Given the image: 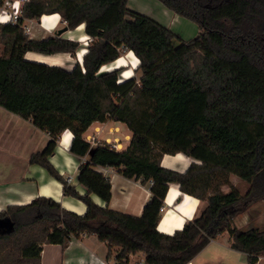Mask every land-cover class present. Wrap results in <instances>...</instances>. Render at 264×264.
<instances>
[{"label":"trees","instance_id":"trees-1","mask_svg":"<svg viewBox=\"0 0 264 264\" xmlns=\"http://www.w3.org/2000/svg\"><path fill=\"white\" fill-rule=\"evenodd\" d=\"M5 0H0V6ZM176 15L196 22L199 34L184 40L154 18L133 11L129 0H29L18 24L0 23V106L49 133L46 148L31 163L63 183L64 194L87 205L79 215L52 198L10 206L0 221V264H42L44 244L66 247L74 237L94 234L118 264L143 253L144 264H189L224 232L231 248L256 264L264 256V227L239 228L235 219L264 202V0H158ZM60 14L65 27L85 24L91 41L83 63L72 69L25 58L67 53L76 58L80 43L54 35L31 39L22 24ZM132 51L139 59L132 77L122 69L102 72ZM124 123L132 132L122 151L93 146L85 133L95 122ZM73 134L71 152L83 163L79 182L85 195L50 162L60 136ZM183 153L192 163L180 173L162 166L166 154ZM96 166L112 167L128 179L152 182L150 201L136 216L109 204L112 184ZM231 175L249 184L241 194ZM171 183L204 204L201 212L172 235L158 230ZM227 189V191H226Z\"/></svg>","mask_w":264,"mask_h":264},{"label":"crops","instance_id":"crops-1","mask_svg":"<svg viewBox=\"0 0 264 264\" xmlns=\"http://www.w3.org/2000/svg\"><path fill=\"white\" fill-rule=\"evenodd\" d=\"M147 1L152 2V5L155 6L158 4L157 2L154 3V0ZM163 6L160 8V16L158 14L154 19L172 30V26L178 23L181 17ZM149 9L147 10L149 11ZM56 14L59 17L54 27L48 29L46 21L43 19L44 16ZM56 14H45L40 21L28 20L27 24L30 27L28 35L30 38L44 40L54 35H60L59 31L65 28V22H63L60 14ZM80 26H83L81 30L79 29ZM80 26L74 30H67L60 35L64 39L80 43L76 58L67 53L43 55L36 52H27L25 58L50 66H62L67 69H72L76 61L82 64L91 38L85 31V24ZM80 36H85L87 40L82 41ZM82 50L86 51L80 56ZM88 135L95 136L96 140L101 142L115 143L117 150L122 151L129 146L132 132L122 122L107 120L106 122L93 123L85 133V137ZM50 139L48 132L39 129L31 121L0 106V212L7 210L10 206L27 205L36 198L47 197L56 200L65 209L79 215L86 213L87 205L83 201L72 196H66L62 182L54 178L44 167L31 163L32 155L43 151ZM72 140V132L65 131L60 136L56 151L49 160L65 180L71 179L70 183L76 187L80 194L85 195L88 193V189L79 182V173L83 163L90 160L91 152L84 157L73 154L70 150ZM93 146H96V144L93 143ZM192 163L200 164L201 162L183 153L166 154L162 159L164 168L180 173L186 172ZM95 170L102 173L112 184V197L109 204L97 195H91V198L97 204L101 206L108 205L110 209L126 214L136 216L143 214L145 205L152 197L151 181L143 184L142 179H128L118 169L112 167L96 166ZM234 178L238 177L231 175L230 180L232 185L237 187ZM172 189L178 194L173 204L168 202L169 191ZM182 193L179 184L171 183L169 185L158 225L160 232L172 235L176 230L183 229L185 223L188 220H193L199 214L201 206H204L197 198ZM188 207H190L189 211L186 210ZM167 212H171V214L164 229L161 226L168 214ZM224 234L229 236L226 245L221 241ZM230 250H234L231 248V235L229 232H224L213 239L189 264H211L217 261L222 264V256ZM117 252L118 248H113L110 254L109 247L105 242L99 241L94 234L83 233L79 237L72 238L66 247L60 244H44L41 260L42 264H113ZM141 255L143 256L142 261H144L143 253ZM263 258L264 256L259 257L256 264H260ZM141 264L144 263L141 262Z\"/></svg>","mask_w":264,"mask_h":264},{"label":"rangeland","instance_id":"rangeland-1","mask_svg":"<svg viewBox=\"0 0 264 264\" xmlns=\"http://www.w3.org/2000/svg\"><path fill=\"white\" fill-rule=\"evenodd\" d=\"M135 1L136 0H131L129 2V8L131 10L140 12L142 14L147 13V16H150L152 18H155L156 16H158V14L160 16V10H161L160 8L161 6H163V4L160 1L154 0L155 1L154 3L156 2L158 3L156 4V6L152 5L153 3L148 2L147 0H137L136 1L137 3ZM148 8H150L149 11L147 10ZM180 17H181L180 21H178V23H175L172 26V31L187 41L196 38L200 32L198 24L185 17H182V16ZM2 49H3V46L2 44H0V54L2 53ZM128 54L129 52L124 54L123 56L126 57ZM133 77L139 80L141 77V73L135 72ZM234 183L236 184L241 194H244L249 188V184L246 183L245 181L240 180L239 178H234ZM203 207L204 206H201L199 213L201 212ZM235 225L239 228H249L251 226L264 227V202H259L251 206L246 212L240 214L235 220ZM228 238L229 236L227 234H224L221 237V241H223V243L226 245ZM142 257L143 256L141 255V253H139V254L132 255L130 259H131V262L133 263H136V262L145 263L144 261H142ZM222 257H223L222 264H249L247 261L246 255L236 250H230L228 253H226ZM219 262L220 261H217L216 263H211V264H219ZM260 264H264V258L261 260Z\"/></svg>","mask_w":264,"mask_h":264},{"label":"bare ground","instance_id":"bare-ground-1","mask_svg":"<svg viewBox=\"0 0 264 264\" xmlns=\"http://www.w3.org/2000/svg\"><path fill=\"white\" fill-rule=\"evenodd\" d=\"M137 1V0H136ZM135 1V2H136ZM137 3V2H136ZM145 11V10H144ZM59 15H45L44 16V21H46V27L48 29H51L52 27H54L57 19H58ZM48 22V23H47ZM83 28V26H80L79 29L81 30ZM81 37V36H80ZM81 40L82 41H86V37L85 36H82L81 37ZM86 50H82L80 52V56H82L84 53H85ZM135 60H134V59ZM139 65V59L136 57V55L130 51L129 54L125 57V56H122L120 57L118 60H116L115 62L111 63V64H108V65H105L103 68H102V72H106V71H111V70H114V69H122V72L120 74V82H123V81H126L130 78H132L134 76V73H135V70L137 69ZM169 195H168V202L173 204L174 201L176 200V198L178 197V194L174 191V189H172L171 191H169ZM183 194V193H182ZM185 195V194H184ZM168 203V204H169ZM170 204V205H171ZM187 207V206H186ZM190 207H188L186 210L189 211ZM168 213V212H167ZM171 214V212H169L167 214V216L165 217L163 223H162V226L161 228H166L165 227V224L167 223L168 219H169V215ZM193 214V213H192ZM175 215V214H174ZM185 215V214H184ZM183 215V216H184ZM191 215V214H190ZM180 217V216H179ZM190 217V216H189Z\"/></svg>","mask_w":264,"mask_h":264},{"label":"built area","instance_id":"built-area-1","mask_svg":"<svg viewBox=\"0 0 264 264\" xmlns=\"http://www.w3.org/2000/svg\"><path fill=\"white\" fill-rule=\"evenodd\" d=\"M29 0H5L4 4L0 6V16H7L6 22H0L2 24L5 23H12V24H18L23 17V7L24 5L28 2ZM18 5V6H17ZM26 20L23 24L22 27L25 31L26 34L30 33V27L28 26ZM88 142H90L92 145L95 143L96 145H102L107 142H101L96 140L95 136L88 135L85 137ZM109 144L112 148L117 149V145L115 143H107ZM68 182L71 181V179L67 180ZM113 264H118V262L115 260Z\"/></svg>","mask_w":264,"mask_h":264},{"label":"water","instance_id":"water-1","mask_svg":"<svg viewBox=\"0 0 264 264\" xmlns=\"http://www.w3.org/2000/svg\"><path fill=\"white\" fill-rule=\"evenodd\" d=\"M68 30L67 27L59 31V34L61 35L62 33L66 32ZM0 227H6V228H12L13 227V222L10 219L7 220H2L0 221Z\"/></svg>","mask_w":264,"mask_h":264},{"label":"clouds","instance_id":"clouds-1","mask_svg":"<svg viewBox=\"0 0 264 264\" xmlns=\"http://www.w3.org/2000/svg\"><path fill=\"white\" fill-rule=\"evenodd\" d=\"M7 19H8V18H7L6 15H4V16H0V22H6Z\"/></svg>","mask_w":264,"mask_h":264},{"label":"snow or ice","instance_id":"snow-or-ice-1","mask_svg":"<svg viewBox=\"0 0 264 264\" xmlns=\"http://www.w3.org/2000/svg\"><path fill=\"white\" fill-rule=\"evenodd\" d=\"M18 6V5H17Z\"/></svg>","mask_w":264,"mask_h":264}]
</instances>
